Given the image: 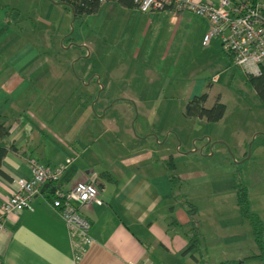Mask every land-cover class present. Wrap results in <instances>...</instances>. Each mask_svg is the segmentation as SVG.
<instances>
[{
    "label": "crops",
    "instance_id": "crops-1",
    "mask_svg": "<svg viewBox=\"0 0 264 264\" xmlns=\"http://www.w3.org/2000/svg\"><path fill=\"white\" fill-rule=\"evenodd\" d=\"M53 4L59 3L52 0L44 21L37 19L47 26ZM79 18L77 38L72 33L69 46L84 47L88 54L73 55L68 62L43 57L42 41L14 46L12 39L22 40V34L0 19V30L4 26L9 38L0 41V51H11L8 58L0 56V120L10 126L8 142L14 147L1 163L0 206L18 189L19 179L30 178L29 157L50 166L65 165L59 180L32 198L30 209L3 221L0 264H192L197 256L194 249L187 251L191 241L180 235L181 220L172 216L177 202L165 172L159 170L155 178L157 166L145 149L130 152L125 160L116 122L94 114L89 105L86 96L95 90L86 70L89 46L115 49L117 71L94 72L98 88L152 114L169 109L174 97H188L186 104L194 95L208 94L219 73L236 65L218 37L203 44L208 21L190 11L140 12L105 0L95 13ZM26 22H20L25 23L21 28L31 30L32 22ZM68 64L71 72L64 70ZM107 127L114 137H106ZM98 140L109 144L110 157L102 153ZM77 181H94L102 203L80 208L90 223L92 241L74 259L73 237L51 201L53 187L67 190Z\"/></svg>",
    "mask_w": 264,
    "mask_h": 264
},
{
    "label": "rangeland",
    "instance_id": "rangeland-1",
    "mask_svg": "<svg viewBox=\"0 0 264 264\" xmlns=\"http://www.w3.org/2000/svg\"><path fill=\"white\" fill-rule=\"evenodd\" d=\"M51 3L52 0H0V19L15 27L14 33L23 36L22 40L12 39L14 46L18 42L36 45L35 41H42L41 55L49 60L68 62L73 55L86 56L88 53L84 47L69 46V38L72 33L76 35L78 20L83 18L74 19L63 6L53 4L47 26L43 21ZM21 21L32 22V29L21 28V24H25ZM4 31L2 26L0 41L9 40ZM22 44H18L19 47ZM89 48L86 70L95 87L86 96L89 105L94 114H105L108 121L116 122V135L123 140L121 153L125 160L130 152L145 149L152 155L151 163L157 166L155 178H159V170L165 172L173 201L177 202L172 216L181 220L180 235L191 241L194 235L192 223L191 220L185 223L184 217L197 221L200 252L194 249V255L198 257L201 253L206 264H264L262 259L251 258L260 251L250 219L241 214L237 204L236 183L241 181L250 212L258 215L263 223L264 242V105L254 90L244 84L243 70L226 66L229 71L219 73V82L208 93L206 105L210 106L218 92H222L221 101L226 108L219 121L208 122L204 118L187 116L186 96L174 97L169 109L152 114L145 107H135L129 101L121 100V95H109L98 88L94 72L99 69L105 73L111 69L117 71L113 59L115 49L101 44H92ZM6 49L0 51V56H10L11 51ZM47 66L44 65V70ZM64 70L71 72V64ZM108 101L110 103L104 105ZM113 103L116 105L109 107ZM93 126V131L98 134L99 129ZM109 129L111 127L105 130L106 137H114ZM98 144L102 153L110 157L109 144L104 145L103 140H98ZM171 176L176 179L172 181ZM190 177L193 181L187 179ZM192 264L201 263L192 261Z\"/></svg>",
    "mask_w": 264,
    "mask_h": 264
},
{
    "label": "built area",
    "instance_id": "built-area-1",
    "mask_svg": "<svg viewBox=\"0 0 264 264\" xmlns=\"http://www.w3.org/2000/svg\"><path fill=\"white\" fill-rule=\"evenodd\" d=\"M103 2L105 0H99ZM140 12L170 10L190 11L208 21L209 29L203 44L218 37L224 51L232 56L236 66L244 73L259 74L264 65V2L257 0H132ZM212 80H216L213 78ZM31 176L18 180V189L0 206V229L10 215L31 208L32 198L44 183H56L65 165L50 166L34 157L28 158ZM94 181H77L69 189L54 188L52 208L62 217L73 237L74 259H79L85 245L91 243L90 223L80 208L102 203ZM75 239V240H74Z\"/></svg>",
    "mask_w": 264,
    "mask_h": 264
},
{
    "label": "trees",
    "instance_id": "trees-1",
    "mask_svg": "<svg viewBox=\"0 0 264 264\" xmlns=\"http://www.w3.org/2000/svg\"><path fill=\"white\" fill-rule=\"evenodd\" d=\"M59 4H61L64 8L68 9L74 18H79L83 15L95 13L100 6L99 0H53ZM235 1V0H232ZM252 3L257 0H249ZM117 2L123 6L132 7L134 6L132 0H117ZM230 60L232 56L228 54ZM245 83L251 87L259 100V102L264 105V65H261L260 73L253 75L249 73H244ZM208 98L207 92H203L199 95L192 96L185 104V114L189 117H198L204 118L208 122H216L219 121L224 113H225V104L221 101V96L216 95L214 102L210 106H206V101ZM10 132V126L6 124L3 120H0V173L1 171V163L6 153L10 149H14L12 145H9L8 135ZM172 181L176 179V177H170ZM237 189V204L241 210V214L245 217H249L250 223L252 224L253 235L255 239L256 246L258 247L260 253L251 256V258H258L264 261V242L262 240V230L263 223L258 215L250 212L249 204L247 200V193L244 185L241 181H237L236 183ZM193 208L190 209V211ZM192 223V228L194 230L193 238H191V244L187 248V251L191 249L199 248V238L200 234L198 231L197 221L190 219ZM200 252V250H199ZM201 264H206L205 259L201 253H199L198 257H196Z\"/></svg>",
    "mask_w": 264,
    "mask_h": 264
},
{
    "label": "water",
    "instance_id": "water-1",
    "mask_svg": "<svg viewBox=\"0 0 264 264\" xmlns=\"http://www.w3.org/2000/svg\"><path fill=\"white\" fill-rule=\"evenodd\" d=\"M46 186H48V183H44L43 185H42V187H41V190H43L44 189V187H46ZM52 190H54V187H53V189Z\"/></svg>",
    "mask_w": 264,
    "mask_h": 264
}]
</instances>
